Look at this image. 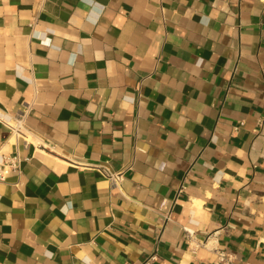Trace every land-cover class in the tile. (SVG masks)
<instances>
[{"label":"crops","instance_id":"0c3cea01","mask_svg":"<svg viewBox=\"0 0 264 264\" xmlns=\"http://www.w3.org/2000/svg\"><path fill=\"white\" fill-rule=\"evenodd\" d=\"M26 110L0 264H264V0H0Z\"/></svg>","mask_w":264,"mask_h":264},{"label":"built area","instance_id":"2783aa9c","mask_svg":"<svg viewBox=\"0 0 264 264\" xmlns=\"http://www.w3.org/2000/svg\"><path fill=\"white\" fill-rule=\"evenodd\" d=\"M28 111H24L20 114H18L13 119H5L3 117H0V123L8 127L11 131V135L16 138L20 139L22 138L26 143L28 142L27 136H26V117H27ZM23 165H24V159L21 157V155L17 152L13 155H2L0 154V182H4L6 180V177L10 173H17L19 176L23 173ZM98 170L107 177L112 184L117 185L119 184L123 179L122 173H112L107 167L105 166H97ZM170 219V214L166 216V220ZM184 231L191 237L192 232L184 228ZM220 261H225L226 257L224 254H220L219 258ZM153 260V258H151ZM150 260V261H151ZM149 262V261H148ZM148 264V263H147Z\"/></svg>","mask_w":264,"mask_h":264}]
</instances>
